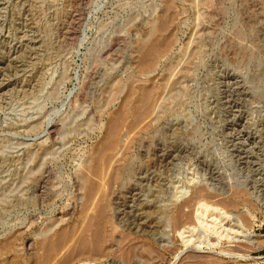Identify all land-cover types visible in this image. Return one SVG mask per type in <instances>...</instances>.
I'll use <instances>...</instances> for the list:
<instances>
[{
    "label": "rangeland",
    "instance_id": "rangeland-1",
    "mask_svg": "<svg viewBox=\"0 0 264 264\" xmlns=\"http://www.w3.org/2000/svg\"><path fill=\"white\" fill-rule=\"evenodd\" d=\"M98 176L142 204L67 264H264V0H0V264L70 248ZM200 194L239 240L198 248Z\"/></svg>",
    "mask_w": 264,
    "mask_h": 264
},
{
    "label": "bare ground",
    "instance_id": "bare-ground-1",
    "mask_svg": "<svg viewBox=\"0 0 264 264\" xmlns=\"http://www.w3.org/2000/svg\"><path fill=\"white\" fill-rule=\"evenodd\" d=\"M150 64L151 62H150L149 56H146L145 54L144 61H143V67L148 68L149 66H151ZM50 130H51V127L48 129L47 132L50 133ZM118 135L119 134L116 128L110 130V132L108 133V141L103 146L104 150H113L115 148ZM40 151L42 153L47 152V147H42ZM98 179H99L98 182L93 183L89 188L86 189L85 202L81 206L82 212L85 215H87L86 217L87 224H86L85 230L81 233V235H79L78 239L74 242V244L70 248L69 246H66L67 243L69 242L66 238H64L63 233L62 232L58 233L57 236L61 239V241L58 244L50 245L45 249V252L39 264H49L51 260L56 259L60 255L61 250H63L65 246L68 247L69 250L65 253L62 252L64 253V255L62 256L63 260L61 259L60 264H67L72 254L78 251L79 249L81 250V252H87L89 250L94 251L96 249H99L101 246V241H102L103 223H105L104 221H106L105 219L107 217L106 215L107 212H109V210L111 209L116 211L114 212V217L116 218V221H118V225L119 223H122L125 215L133 212L135 208L134 204L138 203V202L135 203L138 198L134 199L133 205H129L128 208L122 209V210L121 209L115 210L114 204L112 203V201H114L112 200V193L109 190H105L104 187H101V185L105 182V179H103V182L99 176H98ZM45 190H46L45 186H43L39 194L38 195L36 194L38 197V201H40V204L42 205V207L46 205ZM188 193L189 191H185V195ZM198 198L201 202V206L196 211L197 212L196 219H197L198 226H199L198 227L199 235L198 237L196 235V237L197 239L199 238V243H200V245H198L199 246L198 248L201 249V245L204 244V242H207L208 244H210L212 236H218L220 240L230 239L234 242L239 240V234L241 233L239 231V228L237 229V227L233 225L228 227L225 224L226 218L228 216L227 215L228 210L231 207L230 205L231 203L229 204V202H227L226 200L220 199L218 196H215V197L211 196L209 194H202V195L200 194L198 195ZM179 199L180 198H178V200ZM140 204H142V202L138 203V205ZM186 204H188V202H186L185 205ZM6 208H7V205H4V209ZM192 214L193 212L186 213L183 208L182 209L180 208L176 211L175 229H176L178 236L182 237L183 239H185L184 236L186 234V231L182 228L185 227L186 225V218ZM1 215L2 214L0 213V216ZM50 231L51 229L48 231V233H50ZM190 232L193 233L195 232V230L193 229ZM208 253H210V255L212 256H217L218 259L229 256L227 252L215 253V251H210ZM236 257H237L236 255H233L231 256V259L232 258L236 259Z\"/></svg>",
    "mask_w": 264,
    "mask_h": 264
}]
</instances>
